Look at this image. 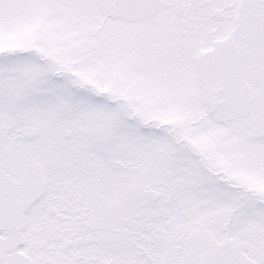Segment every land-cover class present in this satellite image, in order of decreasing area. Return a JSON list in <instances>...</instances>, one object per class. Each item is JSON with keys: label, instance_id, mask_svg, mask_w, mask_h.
Listing matches in <instances>:
<instances>
[{"label": "snow or ice", "instance_id": "snow-or-ice-1", "mask_svg": "<svg viewBox=\"0 0 264 264\" xmlns=\"http://www.w3.org/2000/svg\"><path fill=\"white\" fill-rule=\"evenodd\" d=\"M0 264H264V0H0Z\"/></svg>", "mask_w": 264, "mask_h": 264}]
</instances>
